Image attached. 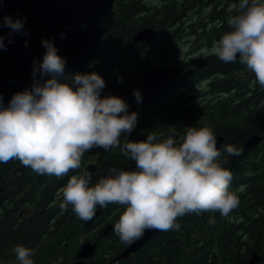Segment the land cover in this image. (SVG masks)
Returning a JSON list of instances; mask_svg holds the SVG:
<instances>
[{"label": "trees", "instance_id": "obj_1", "mask_svg": "<svg viewBox=\"0 0 264 264\" xmlns=\"http://www.w3.org/2000/svg\"><path fill=\"white\" fill-rule=\"evenodd\" d=\"M114 4L116 21L101 41L98 58L80 74L99 75L105 81L101 95L123 99L128 112L137 113V124L130 135H121L120 147L86 152L81 168L70 171L67 178L85 172L88 162L97 166L95 172L87 171L91 184L107 176L112 167L135 165L122 155L121 148L125 139L130 141L138 131L155 132L159 140L172 136L179 143L186 127L208 122L215 134L225 138L219 148L222 154L226 155L228 145L240 149V155L227 157L224 165L232 173L230 190L237 191L239 206L228 217L203 212L178 218V230L154 235L141 246L132 263L244 264L257 252L262 257L259 264H264V88L254 83V74L238 60L225 63L210 51L214 42L231 30L227 20L237 14L234 6L238 0H116ZM192 17L203 19L195 36V56L190 55L193 50L182 52L179 43L187 35L184 29L193 27L194 23L183 26ZM145 26L154 28L155 35L143 42L133 41L132 33ZM154 64L191 68L192 80H173L152 100L137 105L133 92L141 91L142 85L136 78ZM251 133L262 139L246 151L242 145ZM29 171L31 168L19 160L0 163V259L19 264L13 249L20 245L34 249L35 264H69L80 245L77 234L82 233L99 242L98 254L84 264H108L112 255L125 247L113 231L124 206L98 207L100 215L85 226L70 207L62 210L52 206V193L59 185L55 176L32 172L29 198L36 202L27 217ZM241 186L243 190L238 191ZM210 217L215 218L214 223H209ZM108 225L110 230L101 237L99 233Z\"/></svg>", "mask_w": 264, "mask_h": 264}, {"label": "clouds", "instance_id": "obj_2", "mask_svg": "<svg viewBox=\"0 0 264 264\" xmlns=\"http://www.w3.org/2000/svg\"><path fill=\"white\" fill-rule=\"evenodd\" d=\"M234 7L237 14L227 20L231 30L214 42L211 54L225 63L238 60L264 88V0H238ZM23 24L5 17L3 26L27 35ZM41 43L46 52L38 66L34 61L32 87L14 94L6 107L0 100V163L19 160L37 175L61 178L81 168L86 152L120 147L121 135L136 127L137 113H129L119 97L102 96L105 81L96 73L65 76L66 60L53 42ZM133 95L142 100L138 90ZM125 140L121 153L134 161L135 170L112 167L95 184L87 171L72 175L61 189L62 210L70 207L89 222L98 207L124 206L113 231L130 246L146 231L178 230L177 219L186 214L228 217L239 206L237 191L230 190L232 173L224 165L240 149L228 145L222 154L211 127H187L179 143L172 136L159 140L155 133L144 141ZM13 251L19 264H35L34 249L17 245Z\"/></svg>", "mask_w": 264, "mask_h": 264}, {"label": "water", "instance_id": "obj_3", "mask_svg": "<svg viewBox=\"0 0 264 264\" xmlns=\"http://www.w3.org/2000/svg\"><path fill=\"white\" fill-rule=\"evenodd\" d=\"M116 0H0V37H3L4 49H0V100L6 107L18 92L30 89L33 85L32 76L34 61H42L46 49L42 40H51L57 49V54L66 60L65 76L71 73L87 71L98 58L101 41L108 30L116 21L114 6ZM23 20V33H15L10 28L3 26L4 18ZM65 38H61V36ZM155 35V29L145 26L132 33V40L143 42ZM11 41V43L9 42ZM193 69L154 64L141 72L136 78L142 85L140 92L142 100L137 105H143L152 100L158 90L164 89L170 83L172 74L179 79L189 76ZM36 79H39L37 73ZM47 79V77H45ZM43 83V81H41ZM136 99L134 98V101ZM149 131L136 132L130 136L131 142L144 141ZM217 137L216 147L219 149L225 138ZM262 136L251 133L244 142V150H251L260 141ZM135 165L118 168L121 170H134ZM95 163H87L85 171L95 172ZM100 214L97 210L96 219ZM83 222L88 226L93 221ZM111 226L103 227L100 236H106ZM162 231H146L142 239L125 247L111 258L108 264L116 260H125L129 254L136 252L144 246L154 235ZM97 241H83L75 252L74 259L69 264H84L86 259L93 258L96 254ZM262 257L256 252L250 254L244 264H259Z\"/></svg>", "mask_w": 264, "mask_h": 264}, {"label": "flooded vegetation", "instance_id": "obj_4", "mask_svg": "<svg viewBox=\"0 0 264 264\" xmlns=\"http://www.w3.org/2000/svg\"><path fill=\"white\" fill-rule=\"evenodd\" d=\"M177 75H174V74H172V76L171 77H169L170 78V82H172L173 80L175 81V82H180L179 80H184L185 81V79L186 80H188V81H191L192 80V78H190V76H185L184 78H182V79H179L178 77H176ZM169 85V84H168ZM186 90H188V89H186ZM190 91V90H189ZM188 91V92H189ZM206 94H208V91L206 90ZM209 95V94H208ZM205 126H208V127H210L209 126V124H208V122H206V124H204V125H202V124H200V125H198V124H196V125H193V127H197V128H200V127H205ZM189 127V126H188ZM190 127H192V126H190ZM187 128V127H186ZM185 128V129H186ZM184 129V130H185ZM155 133V132H154ZM30 172V171H29ZM28 172V173H29ZM33 172V171H32ZM32 172H30L28 175H29V183L26 185L27 186V188H26V192H27V199H28V201H27V203H26V208H25V213H27L26 215H27V217H30V213H32L33 211L32 210H34V204H35V202H36V199H33V198H29L30 197V186H29V184H30V176L33 178L34 177V175L35 174H33ZM72 176V175H71ZM71 178V177H70ZM70 178H67V176H65V177H61V178H58V181H59V185H56L55 187H54V190H53V193H52V200H51V204H52V206L53 207H59L60 206V203H61V200H62V197H61V189L66 185V183H67V181L70 179ZM0 197H1V195H0ZM59 210V209H58ZM61 211L62 210H59L58 211V213L57 214H60L61 213ZM19 216H21L22 214H18ZM100 215V214H99ZM56 216V215H55ZM55 216H52V219L55 217ZM96 232V230L95 229H93L92 230V233H95ZM91 240V239H90ZM92 241V240H91ZM98 242V241H97ZM99 243V242H98ZM140 249H138L136 252H134V253H131V254H129V257L127 258V259H125V260H119V261H125L126 263L125 264H133L132 263V261L134 260V257L136 256V254L138 253V251H139ZM98 254V250H96V254H95V256ZM116 255H118L117 253L116 254H113L112 255V258H114ZM94 256V257H95ZM93 257V258H94ZM2 260V261H1ZM110 260H111V258H110ZM0 264H17V263H13V261H11V260H9V259H6V260H4L3 261V258H1L0 259ZM118 260H116V262H117ZM115 262V263H116ZM115 263H113V264H115Z\"/></svg>", "mask_w": 264, "mask_h": 264}, {"label": "rangeland", "instance_id": "obj_5", "mask_svg": "<svg viewBox=\"0 0 264 264\" xmlns=\"http://www.w3.org/2000/svg\"><path fill=\"white\" fill-rule=\"evenodd\" d=\"M193 16V15H192ZM190 23H194V25H192L193 27H191V28H188V29H184L185 31L184 32H186L187 33V35L186 34H184V36H183V38H181V40H180V44L183 46L182 47V49H183V51L182 52H184V51H190V50H193L192 52H191V54L190 55H192V56H195L196 55V52H197V50L195 49V46L197 45V36H196V33H197V31H198V26L199 25H201L202 23H203V19H200L199 21H198V19L196 18V17H192V19H191V21L190 22H187L186 24L184 23L183 24V26L185 27L186 25H189ZM187 27V26H186ZM189 31L191 32V34L189 33ZM196 36V37H195ZM188 53V52H187ZM202 87V86H201ZM199 88H198V91L197 92H199ZM202 90V92H204V90L203 89H201ZM206 92V91H205ZM210 96V95H209ZM71 177V176H70ZM69 177V178H70ZM78 235V239H79V242H80V244L83 242V241H85V240H90L91 238H89L90 237V235H88V234H84V233H82V234H77ZM193 238V237H192ZM193 240H194V238H193Z\"/></svg>", "mask_w": 264, "mask_h": 264}]
</instances>
